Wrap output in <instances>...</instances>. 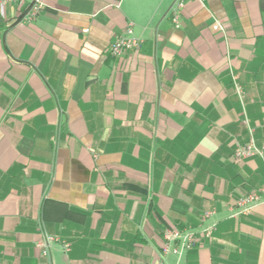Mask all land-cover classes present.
Returning a JSON list of instances; mask_svg holds the SVG:
<instances>
[{
    "label": "crops",
    "instance_id": "1",
    "mask_svg": "<svg viewBox=\"0 0 264 264\" xmlns=\"http://www.w3.org/2000/svg\"><path fill=\"white\" fill-rule=\"evenodd\" d=\"M175 1L0 13V264H158L163 230L205 213L182 264H264V206L228 217L264 187V0H183L178 28ZM130 24L140 47L112 56ZM244 117L263 159H233ZM42 232L70 251L42 257Z\"/></svg>",
    "mask_w": 264,
    "mask_h": 264
},
{
    "label": "built area",
    "instance_id": "2",
    "mask_svg": "<svg viewBox=\"0 0 264 264\" xmlns=\"http://www.w3.org/2000/svg\"><path fill=\"white\" fill-rule=\"evenodd\" d=\"M196 1L201 3L202 0ZM10 3H22V0H0V13L2 16L4 15L5 7ZM43 7V0H32V6L24 19L27 22H31L39 15ZM183 7V0H176L171 8V23L175 28L179 27V19ZM214 28L223 31L222 26L217 22ZM141 43L142 39L133 34L132 25L130 24L127 26L124 34L119 36L111 44L109 52L112 56L118 57L124 52L138 49ZM231 80L234 92L241 101L244 96L243 90L234 76L231 77ZM242 124L247 129L248 142L235 147L233 159L236 161L252 157L263 159V151L255 145L253 139L254 129L248 124L246 117L243 118ZM257 206H264V187L256 191H250L236 200L229 208L228 217L238 219L241 216L249 215ZM209 216L210 213H205L195 228H165L162 232L158 264H182L183 258L189 250L198 246L202 240H208L217 229V222L204 223ZM53 244L59 245L63 253L70 251V243L68 241L45 232L40 234L39 239L35 243V247L39 250L42 257L49 258L50 249Z\"/></svg>",
    "mask_w": 264,
    "mask_h": 264
},
{
    "label": "water",
    "instance_id": "3",
    "mask_svg": "<svg viewBox=\"0 0 264 264\" xmlns=\"http://www.w3.org/2000/svg\"><path fill=\"white\" fill-rule=\"evenodd\" d=\"M31 6H32V3H31ZM31 6H30V8H31ZM172 6H173V5H172ZM172 6L170 7V9L172 8ZM30 8L28 9V11L25 13V15H24L23 17L26 16V14L29 12Z\"/></svg>",
    "mask_w": 264,
    "mask_h": 264
}]
</instances>
